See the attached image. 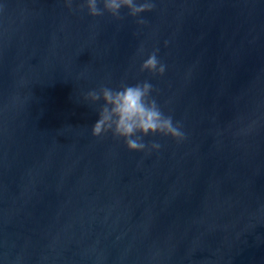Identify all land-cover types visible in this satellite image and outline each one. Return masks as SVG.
Returning <instances> with one entry per match:
<instances>
[{
  "label": "water",
  "instance_id": "water-1",
  "mask_svg": "<svg viewBox=\"0 0 264 264\" xmlns=\"http://www.w3.org/2000/svg\"><path fill=\"white\" fill-rule=\"evenodd\" d=\"M84 2L0 0V264H264V0ZM143 81L187 139L93 136L87 93Z\"/></svg>",
  "mask_w": 264,
  "mask_h": 264
},
{
  "label": "clouds",
  "instance_id": "clouds-1",
  "mask_svg": "<svg viewBox=\"0 0 264 264\" xmlns=\"http://www.w3.org/2000/svg\"><path fill=\"white\" fill-rule=\"evenodd\" d=\"M70 11L73 9V0H64ZM103 4V8L99 5ZM152 0H85L80 11L87 9L92 17L103 16L105 12L116 19H123L121 10L127 8L128 15L139 17L141 13L151 12L155 9ZM138 24H145L143 19ZM143 51V49H141ZM159 50H153L141 65V71L151 72L153 75L163 76L166 65L158 59ZM153 85L148 81L128 85L121 83L118 88L101 85L98 90H91L85 96L86 100L97 103L104 101L99 109V119L92 128V135L102 137L111 133L114 138L122 139L127 149L132 152L160 151L162 145L158 142L146 143L145 137L149 135H162L171 137L177 144L184 142L187 135L180 121H174L172 115H166L157 100L152 97Z\"/></svg>",
  "mask_w": 264,
  "mask_h": 264
}]
</instances>
